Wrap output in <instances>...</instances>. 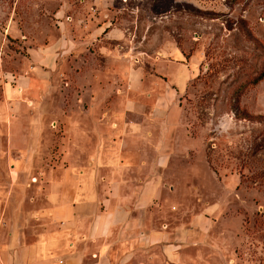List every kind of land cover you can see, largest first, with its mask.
I'll list each match as a JSON object with an SVG mask.
<instances>
[{"label":"rangeland","instance_id":"obj_1","mask_svg":"<svg viewBox=\"0 0 264 264\" xmlns=\"http://www.w3.org/2000/svg\"><path fill=\"white\" fill-rule=\"evenodd\" d=\"M179 51L194 70L174 94V122L149 121L160 145L147 151L163 142L168 155L161 190L138 195L148 213L138 232L155 240L149 263L264 264V0H0V138L17 135L13 154L42 157L7 169L68 166L67 123L94 127V93L107 107L131 96L149 113L139 79L180 85L186 68L163 66ZM104 122L94 141L117 138L115 120Z\"/></svg>","mask_w":264,"mask_h":264},{"label":"crops","instance_id":"obj_2","mask_svg":"<svg viewBox=\"0 0 264 264\" xmlns=\"http://www.w3.org/2000/svg\"><path fill=\"white\" fill-rule=\"evenodd\" d=\"M174 55L178 61L167 59L163 66L173 63L186 68L180 85L170 75L168 80L155 74L139 79L138 87L147 90V98L152 97L149 113L131 96L116 95L123 105L114 106L117 102L113 100L107 107L99 92L90 95L92 106L87 112L96 115L94 127L67 123L63 141L69 165L62 170L19 171L26 161L36 164L42 159L40 149L37 153L22 151L18 156L13 154L22 143L17 135L0 138V163L4 164L0 177L7 178L0 180V264H139L140 259H144L140 264H150L155 240L142 229L138 232L148 216L146 203L138 195L160 192L158 179L168 155L163 142L154 157L147 151L160 145L153 143L149 121L165 130L171 127L174 94L185 88L194 70L191 58L187 63L182 61L181 51ZM167 94H171L168 99ZM8 107V101L0 100V125L8 118ZM111 119L117 138L94 141V133ZM69 146L81 148L85 154L71 158ZM10 161L19 162L14 171L7 169ZM30 177L38 181H29Z\"/></svg>","mask_w":264,"mask_h":264}]
</instances>
